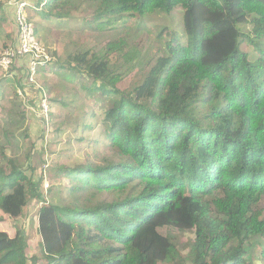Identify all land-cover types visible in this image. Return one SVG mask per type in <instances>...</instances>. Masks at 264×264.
Returning <instances> with one entry per match:
<instances>
[{"label": "trees", "instance_id": "16d2710c", "mask_svg": "<svg viewBox=\"0 0 264 264\" xmlns=\"http://www.w3.org/2000/svg\"><path fill=\"white\" fill-rule=\"evenodd\" d=\"M82 1L48 0L37 34ZM87 1L100 30L182 7L186 36L168 26L157 33L164 51L130 90L111 64L112 55L132 58L126 39L48 66L77 74L88 96L107 99H91L104 137L83 164L51 169L62 180L54 203L45 202L43 167L36 179L38 170L28 173L0 143V210L18 217L30 200L45 202L37 232L51 264H264V0ZM249 23L251 36L242 32ZM19 71L17 90L26 86V67L11 70ZM48 91L50 105L61 101ZM86 115L77 121L82 133L93 129ZM168 226L193 234L184 248L161 233ZM27 247L23 231L0 233V264H37Z\"/></svg>", "mask_w": 264, "mask_h": 264}, {"label": "rangeland", "instance_id": "374dc122", "mask_svg": "<svg viewBox=\"0 0 264 264\" xmlns=\"http://www.w3.org/2000/svg\"><path fill=\"white\" fill-rule=\"evenodd\" d=\"M33 1L35 3L36 0ZM94 9L95 6L84 0L70 12L67 18L56 20L54 29L50 32L41 30L38 36L45 45L55 49L56 56L62 63H66L69 56L77 51L88 49L103 52L110 41L126 39L128 43L126 49L131 52L132 58L127 63L124 58L112 55L111 64L120 73V85L127 90L133 89L143 79V73L148 71L158 55L163 53L166 38L156 36L157 33L165 31L168 26L169 31L172 29L186 36L183 32L182 7H177L170 13L160 11L145 17L127 16L105 30L98 29L94 22ZM32 15L34 17L37 15L35 10L31 12ZM2 17L4 19L0 23V54L4 48L13 45L17 37L12 10L7 8ZM35 18L38 19L37 16ZM126 21L127 24H124ZM40 22L46 26L44 21ZM49 26L52 27L50 24ZM242 29L243 33L251 36L250 23L242 26ZM244 45L246 50L252 48V53L256 54L253 47L248 45V41ZM44 68L48 71L43 73L39 68V83L46 89L48 96H50L49 86L53 88L51 94L61 99L49 105V113L41 107V97L38 92L36 94L34 91L35 94H31L33 99L31 96L24 97L19 94L21 88L17 90V87L19 80L23 78L22 71L13 74L11 70L7 73L0 68V143L8 149L7 153L10 156L19 158L28 173L32 170L31 166L37 169L38 171L33 173L36 179H39V170L43 167L46 177L41 183V188L45 192V202L54 203L61 199L62 191L58 185L62 180L55 178L51 169L56 165L83 164L90 154L95 155L99 151V148L92 147V143L97 138L100 140L104 137V130L101 125L102 117L92 116L93 111H99L93 98L95 96L101 99V106L108 101L101 97L100 92L97 94L93 92L94 96H88L81 87L85 82L80 80L77 74L65 69ZM86 110L84 121L92 125L93 129L82 133L83 124L77 121ZM67 120L70 122L67 123ZM109 152V150L102 152L101 155L96 156V159L103 161ZM45 202L36 205L30 200L18 217H12L0 210V233L14 238L19 230L23 231L28 243L27 254L32 258L38 257L37 264H51L43 257L40 236L37 232L38 209ZM160 231L168 235L179 249L184 248L193 236L190 231H181L169 226L161 228ZM30 263L32 264V261Z\"/></svg>", "mask_w": 264, "mask_h": 264}, {"label": "built area", "instance_id": "2783aa9c", "mask_svg": "<svg viewBox=\"0 0 264 264\" xmlns=\"http://www.w3.org/2000/svg\"><path fill=\"white\" fill-rule=\"evenodd\" d=\"M47 1L39 0L38 2L36 0L34 3L33 0H7L6 6L12 10L17 28V40L15 45H10L2 50L0 68L9 73L14 66L24 65L26 67V86L19 90V94L27 97L38 92L41 97V107H44L45 111L49 113V97L46 89L39 83L38 71L39 68L48 67L59 59L55 49L40 40L36 32V23L31 16V11H41Z\"/></svg>", "mask_w": 264, "mask_h": 264}, {"label": "crops", "instance_id": "0c3cea01", "mask_svg": "<svg viewBox=\"0 0 264 264\" xmlns=\"http://www.w3.org/2000/svg\"><path fill=\"white\" fill-rule=\"evenodd\" d=\"M31 12H32V11H31ZM33 12H34V11H33ZM37 12H39V11H36V13H37ZM36 16H37V15H36ZM36 16H35V17H36ZM32 17H33V19H34L35 22H38V21H39V23H40V21H41L40 19H39V20H38V19L35 20L36 18H35L33 15H32ZM37 17H38V16H37ZM38 18H39V17H38Z\"/></svg>", "mask_w": 264, "mask_h": 264}]
</instances>
